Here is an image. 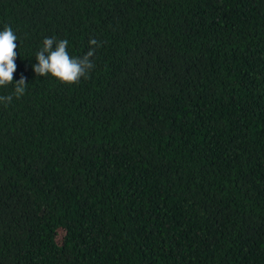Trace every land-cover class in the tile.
Segmentation results:
<instances>
[{"label":"trees","instance_id":"1","mask_svg":"<svg viewBox=\"0 0 264 264\" xmlns=\"http://www.w3.org/2000/svg\"><path fill=\"white\" fill-rule=\"evenodd\" d=\"M5 26L0 264H264V0H0ZM49 37L99 42L86 78L33 72Z\"/></svg>","mask_w":264,"mask_h":264},{"label":"clouds","instance_id":"2","mask_svg":"<svg viewBox=\"0 0 264 264\" xmlns=\"http://www.w3.org/2000/svg\"><path fill=\"white\" fill-rule=\"evenodd\" d=\"M16 42L17 36L12 28L5 26L0 31V88L12 84L13 73L16 69ZM67 46L66 39L57 41L55 38H45L42 47L35 54L36 64L33 66V72L38 77L50 76L65 85H72L78 83L81 78H86L95 66L90 58L101 45L96 39H90V50L80 58L70 56ZM13 86V93L0 96V103H11L14 97H21L28 87L23 78Z\"/></svg>","mask_w":264,"mask_h":264}]
</instances>
